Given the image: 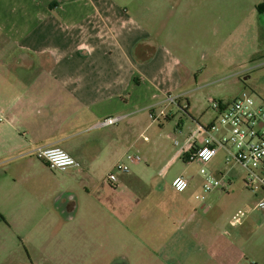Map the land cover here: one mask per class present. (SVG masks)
<instances>
[{
	"label": "rangeland",
	"instance_id": "rangeland-1",
	"mask_svg": "<svg viewBox=\"0 0 264 264\" xmlns=\"http://www.w3.org/2000/svg\"><path fill=\"white\" fill-rule=\"evenodd\" d=\"M123 2L137 4V0ZM156 2L162 7V23L169 20V15L178 27L186 22L178 55L193 60L192 65H199L200 73L196 83L199 87L190 94L189 114L176 110L164 128L156 126L146 132L150 142L139 141L128 153L139 150L144 167L145 160L151 159L155 181L167 183V188L154 185L126 189L122 185L117 192H111L108 184L104 187L101 183L106 182L109 173L93 174L90 183L86 179L91 193L84 188L75 190L77 207L73 214L77 219L73 221L57 210L59 189L54 186L62 181L59 171L35 161L32 168L21 172L22 179L17 182L4 177L14 193V205L10 207V201L4 205L0 199V264L264 263V212L253 210L257 198L243 183L245 171L238 166L225 177L231 181L229 190L217 188L205 193L200 175L203 164H188L176 157L179 147L170 136L175 134L176 140L184 144L197 123L216 120L218 113L211 108V98L228 103L247 94L257 106L264 107V15L257 10L264 0ZM173 5L177 10L171 15L169 9ZM179 9L185 18H179ZM186 104L187 101L185 108ZM141 118L148 122V113ZM178 125H182V132ZM224 156L225 152H220L206 166L216 179L224 169ZM131 170L134 175L136 167ZM181 174L191 177L198 187L196 192L204 199H196L195 192L181 198L172 191V181ZM126 176L122 175V183ZM53 191L56 195L52 197ZM105 198L124 199L122 208L129 220L122 224L107 218L110 211L117 217L121 213L108 210ZM205 205L210 207L208 213ZM244 209L251 212L240 226L232 227L231 221Z\"/></svg>",
	"mask_w": 264,
	"mask_h": 264
},
{
	"label": "crops",
	"instance_id": "crops-1",
	"mask_svg": "<svg viewBox=\"0 0 264 264\" xmlns=\"http://www.w3.org/2000/svg\"><path fill=\"white\" fill-rule=\"evenodd\" d=\"M142 2L130 6L122 0H0V199L4 205L9 201L10 207L14 205L4 177L17 182L35 161L58 172L34 152L60 147L81 164L59 171L62 181L54 186L59 189L57 210L75 221V190L84 188L91 193L86 179L90 183L93 174L113 171L139 141L150 142L146 132L156 126L164 128L173 119L160 125L151 117L161 111L167 93L182 96L181 106L191 109L190 94L199 87L200 73L193 60L178 55L186 22L178 27L169 15L162 23L161 5L156 0ZM176 10L173 5L169 13ZM178 15L185 18L181 9ZM144 113H148V122L141 118ZM117 115L126 118L115 126L97 127ZM170 136L176 141L175 134ZM150 160H145L146 167L141 164L143 158L133 165L136 172L131 175V170L124 184L121 175L120 186L109 184L107 174L101 183L109 185L111 192L122 185L126 189L154 185L166 189L167 183L155 181ZM178 177L185 178L189 186L184 192L172 186V191L181 198L195 192L197 199L198 187L191 177L176 176L172 185ZM252 194L258 200L259 195ZM123 201L105 198L108 210L121 213L117 217L110 211L107 218L122 224L129 220ZM204 210L208 213L210 207L205 205Z\"/></svg>",
	"mask_w": 264,
	"mask_h": 264
},
{
	"label": "built area",
	"instance_id": "built-area-1",
	"mask_svg": "<svg viewBox=\"0 0 264 264\" xmlns=\"http://www.w3.org/2000/svg\"><path fill=\"white\" fill-rule=\"evenodd\" d=\"M182 99L180 95L167 93L161 111L157 115L152 114V119L162 125L174 117L176 110L184 112L181 106ZM209 102L211 108L218 113V117L209 124H197L184 144L176 140L175 145L179 147L176 157L182 158L188 164L196 162L203 164L200 175L204 180L205 193L217 188L229 190L231 181L225 177L238 166L241 167L245 171V187L259 195L253 210L264 212V107L257 106L255 100L247 94H243L228 105H222L212 98ZM125 118L126 116L122 115L108 117L99 122L97 127L115 126ZM220 152H225L224 169L220 173L221 177L216 179L215 173L209 172L206 166L214 162ZM34 154L52 170L64 172L81 167L74 157L60 147L38 148ZM141 161L140 154H127L108 174L107 182L117 187L120 176L130 173L131 167ZM188 186L189 183L183 177H178L173 182V187L178 192H184ZM197 199L204 197L197 196ZM248 211L241 210L231 221V226L234 228L240 226L249 215Z\"/></svg>",
	"mask_w": 264,
	"mask_h": 264
},
{
	"label": "trees",
	"instance_id": "trees-1",
	"mask_svg": "<svg viewBox=\"0 0 264 264\" xmlns=\"http://www.w3.org/2000/svg\"><path fill=\"white\" fill-rule=\"evenodd\" d=\"M257 10H258L259 14L264 15V3L259 4L257 6ZM189 109H190L189 107L187 109H184V112L189 114Z\"/></svg>",
	"mask_w": 264,
	"mask_h": 264
}]
</instances>
